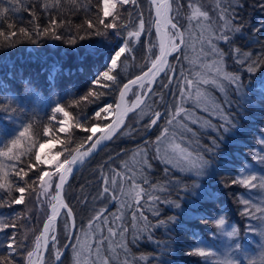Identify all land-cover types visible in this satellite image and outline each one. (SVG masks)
<instances>
[{
  "label": "snow or ice",
  "instance_id": "1",
  "mask_svg": "<svg viewBox=\"0 0 264 264\" xmlns=\"http://www.w3.org/2000/svg\"><path fill=\"white\" fill-rule=\"evenodd\" d=\"M65 2L81 7L78 0H0V50L24 42L36 45L44 39L76 46L92 36L106 38L110 30L122 39L108 56L105 70L94 76L84 94L67 104L54 103L49 116L54 124L37 128L35 118L24 122L21 104L27 101L23 96L0 100V208L23 206L22 212L7 217L0 214V264H16V256H23L26 264H47L45 256L49 255L54 264H64L61 248H71L72 264H151L154 254L136 255L130 246L145 239L153 241L154 229L176 221L175 216L161 218L158 205L179 209V199H170L173 193L177 197L181 192L196 195V189L202 190L197 182L200 178L218 174L214 165L222 145L251 134L237 119V115L247 119L243 104L258 99L264 119V40L255 35L264 29V22L248 36L259 49L245 51L236 43L247 28L238 13L243 0H148V18L141 11L135 22L126 19L122 11L126 5L141 7L140 0H95L94 15L66 32L68 21L60 18ZM257 3L264 10V0ZM37 7L48 15L47 24H41ZM91 7L89 4L83 10L87 13ZM23 11H30L31 19L26 26H19L11 18ZM6 20L11 22L5 25ZM137 44L143 48L140 74L124 83L122 70L136 61ZM58 71L54 69L51 79ZM112 93L118 96L114 104L99 107L91 119L73 114L81 105L96 103ZM129 93L135 97L131 103L126 99ZM130 114L134 116L132 125L127 123ZM77 130L87 135L77 140ZM153 132L154 137L149 135ZM41 136L47 139L41 142L35 138ZM119 138L139 139L140 143L109 151L94 170L95 179L73 197V205L65 188L74 169ZM252 139L254 143L245 145L249 155L226 174L229 180L225 186H240L246 192L264 190V131ZM53 142L62 149L54 156ZM46 147L49 151L42 158L41 150ZM22 156L29 158L27 163ZM61 156L62 160L57 159ZM4 160L15 162L7 165L11 171L6 170ZM153 161L163 165V176L156 181L151 178ZM38 165H52L54 171ZM34 166L37 171L30 176ZM176 173L184 178H177ZM29 201L45 214L42 229L31 241L27 233L32 230L25 227L32 219ZM237 202L243 206L242 216L259 221L249 225V230L260 229L264 249V205L253 203L244 193ZM113 204L115 211L110 210ZM77 205L87 213L85 218L78 215ZM200 220L232 240L230 247L225 246L227 258L219 264H239L238 252L247 259V253L232 239L240 237V230L223 215L215 219L201 216ZM193 237L187 254L205 258L204 264H209L207 258L215 253L195 233Z\"/></svg>",
  "mask_w": 264,
  "mask_h": 264
},
{
  "label": "trees",
  "instance_id": "2",
  "mask_svg": "<svg viewBox=\"0 0 264 264\" xmlns=\"http://www.w3.org/2000/svg\"><path fill=\"white\" fill-rule=\"evenodd\" d=\"M25 3H27V0H25ZM243 3L244 7L239 9L238 13L247 22V28L244 34L237 36L236 43L245 51H256L260 45H252L248 40V36L252 35L254 28L258 27L261 22H264V10L258 6L257 0H243ZM89 4L92 7L86 13L83 9ZM78 5L81 7L77 8L74 5H69L67 2L64 4L65 10L60 14V18L67 19L68 21L65 32L69 27L75 30L77 25L83 23L88 16L95 13V0H78ZM140 5L141 7L136 8L126 5V11H122V14L126 19L135 22L136 13L143 11L145 19H147L148 0H140ZM69 8L75 10L69 11ZM37 15L40 16L41 24H47L48 15L42 14L39 7H37ZM30 19V11H23L11 18L19 26H26ZM8 22L11 21L6 20L4 22L5 25ZM255 35L264 40V29H261V32ZM121 39L122 37L117 36L115 32L110 30L106 38L92 36L84 41H79L76 46L68 45L62 40L44 39L36 45L24 42L18 44L15 48L0 50V100L6 99L9 95L23 96L27 101L21 104L24 112L20 113V116L24 122H30L35 118L37 128H40L42 124H54L55 122H50L49 120L50 109L54 106V103L60 101L67 104L72 99H76L79 95L84 94L94 76L98 72L105 70L108 56L120 45ZM142 39L145 38L142 37ZM221 46L223 47V45ZM134 54L137 59L135 62H129L127 67L122 70V82L140 73L139 65L143 58V48L141 45L137 44L135 46ZM172 63H175V60H172ZM229 63L231 64V61ZM54 69H59V71L56 72L55 79L53 80L51 77ZM245 82H248L247 73H245ZM57 84L59 86H56ZM29 88L33 89L31 93L28 92ZM216 94L219 95V93ZM116 97L115 93L105 95L96 103L81 105L73 114L77 117L81 114L87 115L91 119L95 110L108 103L114 104ZM133 98L134 95L132 93H129L126 97L128 101H131ZM259 108L260 102L256 98H253L251 104H243V110L247 119H241L239 115H237V119L242 126L250 129L251 134H245L240 138L239 142L229 140L228 143L222 145V151L217 155L214 165L218 174L200 178L197 182L202 185V190L196 189V195L181 192L179 197H177L173 193L170 199H179L181 204L179 209L167 204L158 205L162 214L161 218L175 216L176 221L166 227L154 229L153 241L145 239L136 245H131L130 247L134 254H154L155 259L151 261V264H204L205 258L187 254L189 247L194 243L193 233H195L196 237L202 239L208 248L210 250L213 249L212 251L215 253L213 256L207 258L209 264H219L220 261L227 258V250H224L223 247L228 245L230 247V244L225 240H217L219 242L218 245L210 247L211 244L209 243L213 240L212 235L218 234L219 231L212 224L206 225L202 223L200 217L208 216L215 219L223 215L231 225L236 226L240 230L241 235L245 231L247 217L241 215L243 206L237 202V197L245 189L240 186H225L229 180L226 174L232 173L237 167L238 162L244 160L249 155L245 149V145L254 143L252 136L258 135L264 127V119L261 117ZM130 117L127 123L132 125L134 124V116L130 114ZM60 118L58 115V119ZM109 119L110 117L102 121L101 126L107 123ZM58 135H60L62 140L66 139L65 134L58 133ZM75 135L77 140H79L87 135V133L77 130ZM149 135L154 137L155 132L149 133ZM35 138L41 142L43 139H47V137L42 136ZM206 140L207 137L205 136L204 141L206 142ZM138 143H140L139 139L119 138L113 142H109L108 147L104 151L98 152L94 157L86 160L85 164L80 166L71 175L68 185H66L65 192L68 194L70 202L76 205V200L73 197L79 193L82 186L89 184L95 179L94 170L101 161L107 158L109 151L134 148ZM60 150H62L61 145L58 142H53V153L55 154L56 151ZM63 158V156L57 157L60 160ZM28 159L27 156L21 157V160L25 163L28 162ZM32 159L34 160V157ZM4 163L6 170L11 171V169L7 168V165L15 162L4 160ZM153 164L154 171L151 178L153 181H156L163 176V165L157 161H153ZM38 167L44 170L54 169L52 165H38ZM36 171L37 168L34 166L29 175L33 176V173ZM176 176L179 179L184 178V174L182 173H176ZM188 183H191V181H188ZM89 190L88 188L85 189V191ZM201 191H203V195H201ZM115 208V204L110 206V210L112 211H115ZM22 210V205H16L12 208L4 207L0 208V214L7 217L14 212H22ZM28 211L32 219L27 222L25 227L32 230L27 233L28 240L31 241L34 239V234L39 233L45 214L39 211V206L34 205L32 201H29ZM76 211L82 218L87 216V213L82 211L78 205L76 206ZM250 220L255 225L259 223L258 220L251 218ZM84 222L86 223V219H84ZM259 231L257 229L256 232H250L255 240H259ZM0 239H3V237H0ZM229 240L232 241L231 239ZM60 241L64 243L62 232L60 234ZM165 243L169 244L170 247L164 248ZM249 244L253 246L254 242L250 241ZM30 247L31 244L29 243ZM222 253L225 254V257ZM71 257V248H68L63 256L64 264H72ZM45 259L47 264H53L50 255L45 256ZM15 260L16 264H26L23 256H16Z\"/></svg>",
  "mask_w": 264,
  "mask_h": 264
},
{
  "label": "rangeland",
  "instance_id": "3",
  "mask_svg": "<svg viewBox=\"0 0 264 264\" xmlns=\"http://www.w3.org/2000/svg\"><path fill=\"white\" fill-rule=\"evenodd\" d=\"M262 131H264V127ZM48 151L49 149L47 147L41 150L42 158L46 157ZM51 153L53 156L55 155L52 151V148H51ZM51 170L53 171L54 169H49L48 171ZM241 193H244L245 198H249L253 203L264 205V190L255 189V190H251L250 192H246V190H244ZM246 222H247V227L245 228V231L242 233V235L239 238H236V242L241 246L242 252L247 253V259H244V255L240 252L237 253L236 258L239 264H250V262H254V264H259L260 262H262L261 264H264V249H261V245H260L261 238L258 234L259 240H255L254 237L250 234L251 231L249 230V225H255V224H253V222L250 220L249 217H247ZM212 239L213 240L209 243L211 244L210 247L217 246L219 243L218 241L221 240L228 241L227 243L230 244V246L232 245V241H230L229 238L221 235L220 232L218 234H213ZM250 241L254 242L253 246L249 244ZM223 249L226 250L225 246L223 247ZM71 255H72V251H71ZM223 256L225 257V254H223Z\"/></svg>",
  "mask_w": 264,
  "mask_h": 264
},
{
  "label": "water",
  "instance_id": "4",
  "mask_svg": "<svg viewBox=\"0 0 264 264\" xmlns=\"http://www.w3.org/2000/svg\"><path fill=\"white\" fill-rule=\"evenodd\" d=\"M140 74V73H139ZM136 76V75H135ZM135 76H133V77H131V78H134ZM130 79V78H129ZM127 82V80L124 82V83H126ZM116 99H118V96L116 97ZM135 99V97L131 100V101H133ZM131 101L129 102V103H131ZM111 119V118H110ZM110 119L108 120V122L110 121ZM107 122V123H108ZM80 166L78 165L77 166V168L76 169H74V171H73V173L79 168ZM72 173V174H73ZM71 177V176H70ZM69 177V178H70ZM45 219V218H44ZM44 221V220H43ZM43 223V222H42ZM42 229V224H41V227H40V230ZM61 251L63 252V253H65L66 252V249H64V248H61ZM36 264H40V262L39 261H36ZM53 264H54V262H53Z\"/></svg>",
  "mask_w": 264,
  "mask_h": 264
}]
</instances>
